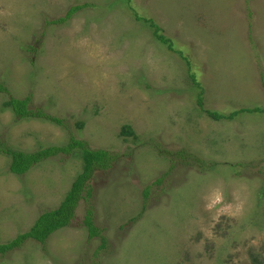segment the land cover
<instances>
[{
  "label": "rangeland",
  "instance_id": "1",
  "mask_svg": "<svg viewBox=\"0 0 264 264\" xmlns=\"http://www.w3.org/2000/svg\"><path fill=\"white\" fill-rule=\"evenodd\" d=\"M0 82L7 146L33 152L75 137L118 156L70 227L0 264H264V113L204 112L264 109V0H0ZM10 96H31L68 128L18 121ZM189 155L200 161L184 166ZM9 166L0 153V243L57 209L83 170L75 155L23 176ZM88 209L105 249L89 239Z\"/></svg>",
  "mask_w": 264,
  "mask_h": 264
},
{
  "label": "trees",
  "instance_id": "2",
  "mask_svg": "<svg viewBox=\"0 0 264 264\" xmlns=\"http://www.w3.org/2000/svg\"><path fill=\"white\" fill-rule=\"evenodd\" d=\"M83 6L73 7L68 11L64 18L55 20L54 24H62L65 20L70 19L75 13H77ZM154 29V34L158 40L163 44H168L170 49H173V45L169 39L162 35L157 25H151ZM0 93H9L8 88L2 82H0ZM199 105L202 106L203 94H199L198 99ZM32 97L28 96L24 99L15 98L10 96L5 107L8 108L14 117L18 121L24 120H40L47 121L55 124L59 127L68 128L66 121H63L57 116H53L43 110L41 107L32 106ZM211 119L215 121H221L223 119H233L235 115L241 112L247 113H264V109L256 107L253 109H243L235 113H231L228 116L221 115L216 112L204 111ZM80 127L84 126V123L79 124ZM122 135L126 137L136 138L134 129L125 125L122 127ZM0 153L7 156L10 159L9 170L12 174L17 176H23L29 173L36 165L44 163L49 159L55 157L75 155L78 156L82 161V172L73 181L66 197L57 209L48 210L42 213L35 221L32 228L18 235L13 240L7 243H0V255H7L8 253L21 249L28 240H35L36 242L45 245L48 239L56 232L66 229L71 226L72 221L76 216V210L81 201H90L93 198L94 188L92 181L97 172H107L113 170L114 163L118 160V156L111 154L107 150L103 149H91L89 144L81 141L75 137H71L69 142L65 146H48L40 148L33 152H26L21 150L13 149L7 146L4 142L0 141ZM180 153V152H179ZM186 153L184 152V157ZM179 155V154H178ZM183 155V154H181ZM189 159L185 162H181L184 166L192 165L189 162L198 163L200 159H196L192 155H189ZM189 161V162H188ZM199 165L201 170H205L204 161ZM175 164L172 165L173 169ZM161 180L157 181L160 183ZM149 187L144 191L146 197L149 194ZM146 204H144L145 208ZM84 226L88 229L89 239L100 237L102 244L101 249H105L107 245V239L102 235L101 230L96 226L94 222L93 210L88 209L84 220Z\"/></svg>",
  "mask_w": 264,
  "mask_h": 264
}]
</instances>
